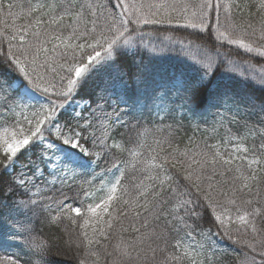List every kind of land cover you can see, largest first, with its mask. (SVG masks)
<instances>
[{"label":"snow or ice","instance_id":"6c2138e0","mask_svg":"<svg viewBox=\"0 0 264 264\" xmlns=\"http://www.w3.org/2000/svg\"><path fill=\"white\" fill-rule=\"evenodd\" d=\"M0 264H264V0H0Z\"/></svg>","mask_w":264,"mask_h":264}]
</instances>
